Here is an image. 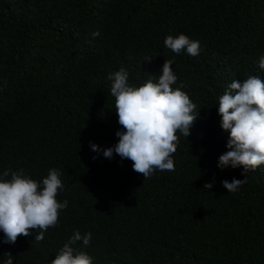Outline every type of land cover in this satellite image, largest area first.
<instances>
[{
  "label": "trees",
  "instance_id": "16d2710c",
  "mask_svg": "<svg viewBox=\"0 0 264 264\" xmlns=\"http://www.w3.org/2000/svg\"><path fill=\"white\" fill-rule=\"evenodd\" d=\"M179 34L199 55L164 45ZM260 55L264 0H0V175L42 181L56 168L68 201L42 241L32 230L5 244L0 232V264L8 252L13 264H50L75 230L92 233L73 247L93 264H264V165L235 192L221 182L243 169L217 167L229 138L218 99L234 79L264 80ZM165 60L199 116L178 133L175 170L144 179L102 154L123 130L107 77L124 68L140 86Z\"/></svg>",
  "mask_w": 264,
  "mask_h": 264
},
{
  "label": "clouds",
  "instance_id": "9594fccd",
  "mask_svg": "<svg viewBox=\"0 0 264 264\" xmlns=\"http://www.w3.org/2000/svg\"><path fill=\"white\" fill-rule=\"evenodd\" d=\"M92 36H99V31ZM164 45L176 54L185 50L190 56L200 53L199 41L185 34L168 35ZM172 63L165 60L155 80L146 73L149 78L140 86L129 84V73L124 68L107 77L111 81L110 94L115 99L114 112L123 130L115 133L118 142L103 149L102 154L112 159L115 153L121 160H130L132 170L144 179L157 170H175L173 154L180 142L178 133L187 138L199 116L196 104L182 87H173L177 76ZM257 64L264 70V55L259 56ZM218 105L220 127L229 133V138L228 150L219 156L217 167L243 169L244 179L221 182L228 192H235L246 182L247 173L264 165V80L258 76H248L243 82L234 79L219 97ZM89 144L93 152L101 151L98 145ZM60 177L61 172L56 168L49 169L42 181L31 178L24 169H7L0 175L3 243L15 244L19 236L28 237L32 230L37 233L34 240L39 242L49 228L58 225L61 210L68 206L66 199L63 202L57 199L64 187ZM214 182L205 183L203 188L211 189ZM91 239V232L81 234L75 230L50 264H93L87 252L73 247L78 241L87 247ZM3 255L7 257L3 264H13L10 252Z\"/></svg>",
  "mask_w": 264,
  "mask_h": 264
}]
</instances>
